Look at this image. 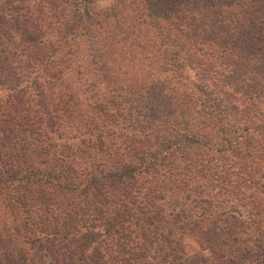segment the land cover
I'll return each instance as SVG.
<instances>
[{"label": "trees", "instance_id": "obj_1", "mask_svg": "<svg viewBox=\"0 0 264 264\" xmlns=\"http://www.w3.org/2000/svg\"><path fill=\"white\" fill-rule=\"evenodd\" d=\"M28 3L0 0V264H262L264 0Z\"/></svg>", "mask_w": 264, "mask_h": 264}, {"label": "rangeland", "instance_id": "obj_2", "mask_svg": "<svg viewBox=\"0 0 264 264\" xmlns=\"http://www.w3.org/2000/svg\"><path fill=\"white\" fill-rule=\"evenodd\" d=\"M114 1L115 0H103V2H102V0H94V3L100 9V8L110 7L114 3ZM28 2H29L28 4L31 5V6H34L36 4H40V0H28ZM61 10L63 12H68V15H66V16L70 20V18L72 16V13H73V10H71L70 6L66 7V8L62 7ZM43 11H44L45 15H47V16H46L45 20H43L42 26L43 27H47L48 23H51L52 29H50V30L54 31L53 39H55L57 41L58 38H62L61 42L60 41L59 42H60L61 45L63 44V50L61 49V51L59 50V52H61L63 54L64 58H61L60 56L57 55L56 57L58 58V60L61 59V61H58V60H56V61L60 62V65H59L60 69H66L65 65L67 63L71 62L72 60H74V56L75 55H70L69 56L67 54L68 56H66V54H64V51H66V49H68L69 47L75 49V46H74V42H75L74 41V39H75L74 33L77 31L78 27L75 28V32H73V33L68 32L67 35L65 34L66 33L65 32L64 35L62 36L58 32H56V29H58V27H60V21H61L60 19H63V18L60 15H59L58 18H56L54 16V14L52 15V12L46 7H44ZM82 19L85 20L84 17H82ZM77 41H79V39ZM15 42H16L15 45H11L9 47L10 51H13V50L16 49L17 53L22 55V57L24 59L23 63L28 62L29 57H27L26 54L32 52V51H30L31 49H29L30 47H28L26 44H24V42L22 40V37H17V41H15ZM55 44H57V43L55 42ZM21 50H23V51H21ZM30 58H31V56H30ZM75 63L72 64L71 66L74 67L76 65ZM116 142H117V140H116ZM262 241H263L262 249L264 250V230H263ZM195 249H197V244L195 242H193V240L191 238H189L188 239V250L192 251V250H195ZM38 258L42 261V264H49L48 262L50 260V255H48L47 252L38 251ZM262 264H264V262H262Z\"/></svg>", "mask_w": 264, "mask_h": 264}, {"label": "clouds", "instance_id": "obj_3", "mask_svg": "<svg viewBox=\"0 0 264 264\" xmlns=\"http://www.w3.org/2000/svg\"><path fill=\"white\" fill-rule=\"evenodd\" d=\"M102 2H103V0H102Z\"/></svg>", "mask_w": 264, "mask_h": 264}]
</instances>
